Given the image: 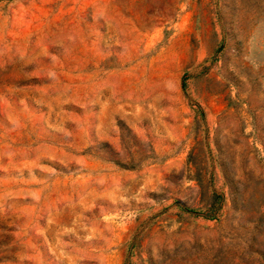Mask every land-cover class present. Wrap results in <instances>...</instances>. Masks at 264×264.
<instances>
[{
	"label": "rangeland",
	"instance_id": "374dc122",
	"mask_svg": "<svg viewBox=\"0 0 264 264\" xmlns=\"http://www.w3.org/2000/svg\"><path fill=\"white\" fill-rule=\"evenodd\" d=\"M0 264H264V0H0Z\"/></svg>",
	"mask_w": 264,
	"mask_h": 264
}]
</instances>
